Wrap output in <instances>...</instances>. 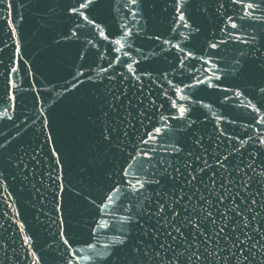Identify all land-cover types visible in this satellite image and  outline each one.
<instances>
[{"label":"water","instance_id":"obj_1","mask_svg":"<svg viewBox=\"0 0 264 264\" xmlns=\"http://www.w3.org/2000/svg\"><path fill=\"white\" fill-rule=\"evenodd\" d=\"M248 2L95 0L93 23L77 0L0 3V264H264V0ZM150 147L170 167L130 193Z\"/></svg>","mask_w":264,"mask_h":264},{"label":"snow or ice","instance_id":"obj_2","mask_svg":"<svg viewBox=\"0 0 264 264\" xmlns=\"http://www.w3.org/2000/svg\"><path fill=\"white\" fill-rule=\"evenodd\" d=\"M3 0H0V3H2ZM79 7H75V6H71L70 7V11L72 13H76L80 16H83L85 20H88V17L84 15V12L80 11L81 9H86L88 8L89 5L94 4L95 0H83V2H81V0H77ZM234 3H240L241 5H243L246 9H253V3L252 2H248V0H233ZM130 3L132 5H136L139 3V0H130ZM182 6L181 0H177V10L179 11L180 7ZM133 16H135V12L132 13ZM246 15H251L250 13H246ZM229 21H232V17L228 18ZM240 19H244L243 16L240 17ZM180 20H184V15L181 12L180 14ZM89 23H93V21L88 20ZM184 27H189V25L187 23L184 24ZM240 27V25H238L235 22H231L230 23V28L231 29H238ZM76 33L73 32L72 35L74 36ZM101 35H103V33H101ZM236 39L241 42V43H248L247 40L242 39L241 37L237 36ZM116 44H120L121 48L123 47V44H121L120 40H116L115 41ZM218 45L213 43L210 45L211 48H216ZM117 52L120 51V48L116 49ZM125 55H127V53H125ZM190 55V53H189ZM129 67V71H132V67L131 65L128 66ZM238 72L241 70V67L238 66L236 69ZM262 71H264V67H262L261 69ZM13 71H15V69H13ZM79 75H82V73H77V77ZM215 79H219V76H215ZM212 78L210 77L209 80H211ZM200 83H207V86L209 88H218L219 85H213L208 81H200ZM73 87H75V85H73ZM177 92L182 91L181 89L177 88L176 89ZM224 91H227V89H224ZM261 92H264V88H261ZM237 96L241 95V93L237 92L236 93ZM182 99H186L187 97H181ZM227 99V97H226ZM173 107H177V105L175 104V102H173ZM205 107H208V105H205ZM179 111V117H174V118H182L185 116V113L187 111V109L183 106L178 108ZM2 115V114H0ZM9 119H11V117H9ZM162 121L165 120L164 117L161 118ZM112 131V129L110 128H105L104 133H102L105 141L109 140V135L108 133H110ZM162 134V128L160 127H155L154 132L148 135V139L147 140H143L142 143L143 144H148V141L151 140L153 142L156 141L157 137L160 136ZM49 139L51 138V135H49L48 137ZM161 146H163V142H161ZM4 147L3 145H0V148ZM180 149L179 148H175L173 149V151L178 152ZM141 151V156L137 159V164H136V173L134 176V182L133 180H125V183L127 185H129V189H130V193H141L142 190L145 188L146 184H151V183H159V180L156 179V175L158 172L163 171V172H167V168L170 167V165H167L166 162L164 160H160L159 163L161 165H163V168H157L156 165L152 164V160L154 159V153L156 152L155 148H149L148 150H140ZM135 159V157H133ZM149 165L153 171L149 172L146 168L145 165ZM133 167L132 164H128L126 168H122V174L125 178H127L129 176V171L131 170V168ZM176 172H179V168L175 169ZM141 176H146V177H151V179L148 180H143L141 179ZM122 189L119 186L114 187L112 190H110V192L106 195L105 201L102 206H101V210L102 212H114L115 211V206L118 204L119 200L118 198L114 197L115 193H122ZM142 203V202H141ZM124 211L128 214L124 215L122 220H120L119 222L123 225V224H131L133 222V215L130 212V209L133 207L131 204L128 205H122ZM156 214H164L162 216L163 219L167 220V213H166V209H165V205L163 203H161L159 205V209L158 212ZM109 225L107 224V221H105L102 224H99L98 227L100 228H106ZM122 231V235H119L117 237H115L109 244H105L103 246V248L105 249V251L103 253H96V256L98 259H100L101 261H107V259L109 257H111L112 255H114V251H110V249H113L114 246H125L127 244L128 238L130 233ZM175 231L177 233H180L181 229L179 227H175ZM221 231H223L221 229ZM169 235H171V233H169ZM173 239H175V237H173ZM65 244L68 243L67 240L64 241ZM89 249H95L96 245L95 244H89L88 245ZM138 247V246H137ZM84 259H92V256H86L83 257Z\"/></svg>","mask_w":264,"mask_h":264}]
</instances>
